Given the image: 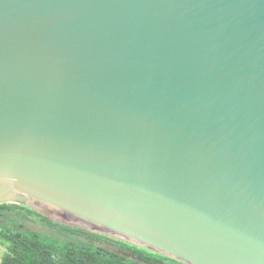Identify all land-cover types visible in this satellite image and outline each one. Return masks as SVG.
<instances>
[{
  "label": "water",
  "instance_id": "1",
  "mask_svg": "<svg viewBox=\"0 0 264 264\" xmlns=\"http://www.w3.org/2000/svg\"><path fill=\"white\" fill-rule=\"evenodd\" d=\"M3 204L264 264V0H0Z\"/></svg>",
  "mask_w": 264,
  "mask_h": 264
},
{
  "label": "trees",
  "instance_id": "2",
  "mask_svg": "<svg viewBox=\"0 0 264 264\" xmlns=\"http://www.w3.org/2000/svg\"><path fill=\"white\" fill-rule=\"evenodd\" d=\"M0 244V264H184L124 240L59 223L21 204L0 205Z\"/></svg>",
  "mask_w": 264,
  "mask_h": 264
},
{
  "label": "rangeland",
  "instance_id": "3",
  "mask_svg": "<svg viewBox=\"0 0 264 264\" xmlns=\"http://www.w3.org/2000/svg\"><path fill=\"white\" fill-rule=\"evenodd\" d=\"M38 213V212H37ZM40 214V213H39ZM43 215V214H42ZM45 216V215H44ZM47 217V216H46ZM55 220V219H54ZM55 221H57V222H59V223H63V222H61V221H58V220H55ZM63 224H66V223H63ZM66 225H69V224H66ZM34 228H38L39 226L38 225H32ZM70 226H72V227H76V226H73V225H70ZM88 231H91V230H89V229H87ZM91 232H94V231H91ZM94 233H97V232H94ZM3 253H4V247L0 244V258L2 257V255H3Z\"/></svg>",
  "mask_w": 264,
  "mask_h": 264
}]
</instances>
